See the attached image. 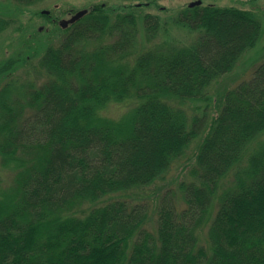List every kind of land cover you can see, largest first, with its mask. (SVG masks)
Instances as JSON below:
<instances>
[{
	"label": "trees",
	"instance_id": "trees-1",
	"mask_svg": "<svg viewBox=\"0 0 264 264\" xmlns=\"http://www.w3.org/2000/svg\"><path fill=\"white\" fill-rule=\"evenodd\" d=\"M45 1H0V33L30 14L16 28L27 49L0 60V83L39 58L36 81L0 89V168L14 172L0 187V264H264V61L212 86L256 45L258 15L101 2L63 28L55 8L32 10ZM124 100L136 105L121 120L100 114ZM192 146L199 173L179 184L183 204L163 196L155 234L142 191Z\"/></svg>",
	"mask_w": 264,
	"mask_h": 264
},
{
	"label": "rangeland",
	"instance_id": "rangeland-1",
	"mask_svg": "<svg viewBox=\"0 0 264 264\" xmlns=\"http://www.w3.org/2000/svg\"><path fill=\"white\" fill-rule=\"evenodd\" d=\"M2 3H7V0H0ZM151 1H154L155 7L159 8L160 10L164 11L163 15L164 17L169 16H175L176 13H178L183 8H188L192 3L197 1H202L201 6H212V7H222V8H228V7H234L244 10H251L252 12H255L259 19L262 21L263 25V31L262 35L259 37V40L257 41L256 45L252 47L250 50L246 51L243 56L241 57L240 61L237 63L235 68L229 72L228 74L221 77L219 80L222 81V83H218V81H215L212 86L217 85L220 90L236 86L238 83H240L242 80L248 78L251 74V72L261 63L264 61V0H46L44 3H40L36 6L32 7V10L36 11H43L45 14L46 12L57 10L55 13L59 14L61 19H69L73 14H75L78 11L89 9V7L94 6L95 4L104 2L108 3V5H114L119 3H125V4H147ZM149 6V5H147ZM158 6V7H157ZM151 8L149 6L148 9H145L146 13H152L157 14L159 13V9ZM4 9V8H3ZM6 9H9L7 7ZM73 12V10H75ZM65 10V13L70 10L69 15H64L63 13ZM73 13V14H72ZM49 14V13H48ZM174 14V15H172ZM30 14L25 13L21 14L16 18V22L14 23V26L10 27L8 30L0 33V60H4L7 57H10L12 55H15L18 52H25L27 49V46L23 47L22 49H19L17 47L18 40H22L28 37V34H23L22 31L17 30L16 28L20 25H26L29 22ZM35 22H38V27H40V30L43 28L45 29V26H48L45 24V21L42 18H36ZM18 27V28H19ZM25 27V26H24ZM28 27H25L24 32L27 31ZM42 30V32H43ZM177 36L179 35L180 31L176 30L174 32ZM201 32H194L192 34H186V37L180 38V40L183 44H190L192 41H194ZM179 37H181L179 35ZM159 38L152 41V45L156 42H158ZM55 42V41H54ZM39 58H33L31 59L32 67L27 70L25 68H19L15 74H12L11 76L5 78L0 83V89L3 87L4 84L7 82L13 80L16 81L14 83H20V82H27L34 80L36 81L38 79V73L34 71L35 67L37 66V62ZM30 71V72H29ZM41 80L45 78L42 75L39 76ZM242 78V79H241ZM241 79V80H239ZM238 80V81H237ZM215 90H217L216 87H214ZM210 90H213L212 88ZM136 105L135 100H124L123 102H110L108 103L102 110H100V114L104 117L115 119V120H121L122 118L126 117L131 111L132 108ZM194 107L203 108L205 105L202 102L193 104ZM185 110L192 114L189 109ZM196 147L192 146L190 150L186 153V156L179 159L174 166L171 168L169 174L165 178V181H156L153 185L148 186L143 189L142 191V199L145 201L148 205H150L151 208H149V215L151 217L150 222L147 224V227L154 231L156 234V224H155V215H156V208L158 207L159 203L161 202V199L166 193H171L175 195V201L183 204V202L180 199V193L178 191L179 184L186 180L191 181L193 180L192 170L195 168L196 174L194 176L198 175L199 170L195 167V160L194 157L196 155ZM14 172L11 169L0 168V187H7L9 184L13 182ZM234 182V177L230 174L229 177L224 181V184L222 185L221 189L224 187L225 189L229 188V186ZM90 203H85L82 205L81 208L75 209V211H67L69 215H77L82 217L84 215V211L88 210V205ZM105 203H101V206ZM95 205H92V207ZM153 209V210H152ZM67 214V215H68ZM32 251H35L33 249Z\"/></svg>",
	"mask_w": 264,
	"mask_h": 264
},
{
	"label": "water",
	"instance_id": "water-1",
	"mask_svg": "<svg viewBox=\"0 0 264 264\" xmlns=\"http://www.w3.org/2000/svg\"><path fill=\"white\" fill-rule=\"evenodd\" d=\"M200 4H201V1H198V2L192 3L190 6L193 7V6L200 5ZM46 13H48V12H46ZM87 13H88V10L78 11L70 19L61 20L60 21V25L63 28H67L70 24L75 23L76 21H78L79 19H81L83 16H85Z\"/></svg>",
	"mask_w": 264,
	"mask_h": 264
}]
</instances>
